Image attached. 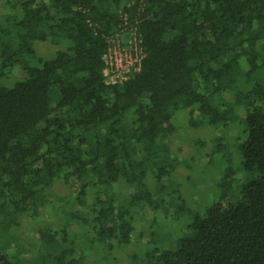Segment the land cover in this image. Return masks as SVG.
<instances>
[{"label": "trees", "instance_id": "16d2710c", "mask_svg": "<svg viewBox=\"0 0 264 264\" xmlns=\"http://www.w3.org/2000/svg\"><path fill=\"white\" fill-rule=\"evenodd\" d=\"M132 29L140 71L107 84L108 44L129 39ZM40 42L57 48L51 59L37 55ZM260 71L264 0H0V235L42 214L61 183L79 209L65 226L39 230L32 264L93 261L77 249L81 231L69 229L74 219L85 225L82 211L102 248L114 254L136 244L146 209L147 249L129 264H264ZM243 82L246 92L238 90ZM182 111L184 126L223 133L237 118L244 137L237 150L251 179L234 197L225 182L209 206L187 210L170 246L159 240L168 222L157 212L172 198L184 205L178 193L164 196L179 167L169 144ZM23 253L0 250V264H18Z\"/></svg>", "mask_w": 264, "mask_h": 264}, {"label": "rangeland", "instance_id": "374dc122", "mask_svg": "<svg viewBox=\"0 0 264 264\" xmlns=\"http://www.w3.org/2000/svg\"><path fill=\"white\" fill-rule=\"evenodd\" d=\"M34 47L37 55L44 60L51 59L57 50L48 42L36 43ZM16 80L10 79L8 85H13ZM259 84L264 88V71L259 73ZM250 88V84L243 82L238 90L246 92ZM183 113V111L180 112L175 118V122L180 128L169 144L179 167L176 168L169 180L170 189L164 196H169L173 192L178 193L184 200V205L180 200L172 198L171 205L167 207L168 211L157 212L159 217L163 215L167 217L168 224L165 231L159 234L161 238L159 240L167 241L168 245L183 233V227L187 221V210L195 213L209 206L220 192H223L222 184L225 182L229 183L230 189L232 188L227 192L228 197H234V192L238 187L251 179V175L242 169L240 151L237 150L244 139V137H240L242 125L237 118L232 119L231 129L223 133L221 128H217V130L208 126L200 129L186 127L183 125L184 122L181 123V120L185 118ZM217 137L223 139L220 147L217 145L219 142ZM239 137L240 139H238ZM224 168L225 170H223ZM69 194L74 200L75 193L73 195L67 187L58 183L49 194V204L40 212L42 214H38L37 217H34L35 215L26 216L15 230L7 233L4 237L0 235V250L8 252L11 257L24 252L21 256L22 260H15V262L18 264L34 263L33 259L39 249V230H54L61 225L65 226L72 221L71 209H79L76 204H72V201H68ZM166 203L170 204L169 201ZM78 212L81 215V210ZM82 213L84 214L85 227L81 220L74 219L69 229L75 233L81 231L76 239V242L81 246L78 244L77 249H84V256L85 254L91 256L90 251L94 254L93 261L87 264H122L123 262L129 264L128 259H131L132 254L141 257L144 255L147 249V245L144 244L145 237L152 222V215L148 209L137 216L139 224L137 233L138 231L142 233L136 234L132 238L136 244L117 250L114 254L99 245L96 230L88 225L85 212L82 211ZM173 213H176L177 216L172 217ZM48 262L54 264L53 261Z\"/></svg>", "mask_w": 264, "mask_h": 264}, {"label": "built area", "instance_id": "2783aa9c", "mask_svg": "<svg viewBox=\"0 0 264 264\" xmlns=\"http://www.w3.org/2000/svg\"><path fill=\"white\" fill-rule=\"evenodd\" d=\"M135 31L132 29L131 37L127 40L115 36L109 42L103 70L107 84L122 83L128 80L131 74L140 71L143 54Z\"/></svg>", "mask_w": 264, "mask_h": 264}]
</instances>
